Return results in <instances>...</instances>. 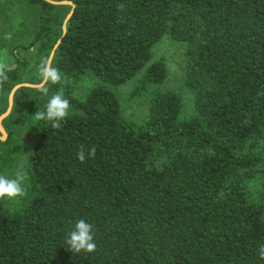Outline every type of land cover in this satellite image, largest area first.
I'll use <instances>...</instances> for the list:
<instances>
[{
    "label": "trees",
    "instance_id": "obj_1",
    "mask_svg": "<svg viewBox=\"0 0 264 264\" xmlns=\"http://www.w3.org/2000/svg\"><path fill=\"white\" fill-rule=\"evenodd\" d=\"M67 1L63 34L70 7L61 19L44 0H0L16 63L0 93L21 80L18 55L48 59L60 41L63 82L48 84L70 102L61 128L26 126L20 169L0 158L4 176L27 177L24 196L0 200V264H264V0ZM163 37L183 50L176 89L153 60ZM128 82L139 122L120 101ZM81 145L95 158L79 162ZM81 218L94 252L65 243Z\"/></svg>",
    "mask_w": 264,
    "mask_h": 264
},
{
    "label": "rangeland",
    "instance_id": "obj_2",
    "mask_svg": "<svg viewBox=\"0 0 264 264\" xmlns=\"http://www.w3.org/2000/svg\"><path fill=\"white\" fill-rule=\"evenodd\" d=\"M62 1V0H53ZM59 8L53 11L54 15H58L61 19L67 14L69 10V5H57ZM71 8V7H70ZM16 26V22L14 24ZM9 39V33L7 32V22H5L4 17L0 21V40ZM36 48L33 47L28 50L24 55H18L20 59L27 57V65L23 69V75L21 80L17 84H33L39 85L43 82L39 74L40 62L45 59L43 56H36ZM153 60H162L165 62L168 68V79L167 87L176 89L179 87V78L181 75V68L183 65V50L175 42H173L168 37H163L154 47H153ZM0 63L5 64V69L15 68L16 63L12 58L11 54L7 50H0ZM49 81H46L40 88H26L21 87L15 92L13 98L12 110L8 117H6L0 126L6 133L4 138L0 134V158L9 155L15 158L17 161V167L20 169L27 161L34 133H26L25 129L28 124H34L38 121L35 117V113L40 111L39 106L35 105V102L39 101L41 105L46 106L49 99L56 92L49 86ZM63 82V79H61ZM60 82V83H61ZM13 85L5 93H0V116L6 111L8 106V96ZM134 82H128L125 86L120 88L119 96L120 101L125 109V116L129 117L134 121H141L145 115L144 106H134L129 102V93L133 88ZM43 88L48 89L47 95H44L40 90ZM35 89L37 91H35ZM187 98V95H186ZM21 111L24 114V120L21 122L13 124L10 119H16L17 111ZM12 117L9 119V117ZM9 125V127H8ZM27 155V156H26ZM8 171V168H4L0 175H3Z\"/></svg>",
    "mask_w": 264,
    "mask_h": 264
},
{
    "label": "clouds",
    "instance_id": "obj_3",
    "mask_svg": "<svg viewBox=\"0 0 264 264\" xmlns=\"http://www.w3.org/2000/svg\"><path fill=\"white\" fill-rule=\"evenodd\" d=\"M117 8L118 10L123 11L125 5L118 4ZM5 68V64L0 63V86H2L8 79ZM38 71L44 81H51L52 84H58L61 82L62 77L59 69L53 67L47 58L40 62ZM40 91L44 95H47L48 93L47 88H43ZM69 114L70 102L65 98L63 89L61 88L51 96L46 105L45 111H37L35 117L37 120H48L51 122V127L59 129L62 127L63 122H66ZM95 156V146L86 150L84 145H81L76 154V158L81 163H84L86 158L94 159ZM26 178V173L23 172L17 173L15 178H8L4 175H0V200H4L5 198L14 199L16 197L24 196L26 194L24 187ZM65 243L74 253H79L81 251L86 253L94 252L97 248L94 240V225L84 218L78 219L73 230L66 236ZM259 256L261 259H264V245L259 247Z\"/></svg>",
    "mask_w": 264,
    "mask_h": 264
},
{
    "label": "water",
    "instance_id": "obj_4",
    "mask_svg": "<svg viewBox=\"0 0 264 264\" xmlns=\"http://www.w3.org/2000/svg\"><path fill=\"white\" fill-rule=\"evenodd\" d=\"M52 5H69L71 7V10L70 12L68 13V15L66 16V18L64 19L63 23H62V32L63 34L65 33L66 31V24H67V21L69 20L70 16L72 15L73 13V9H74V5L71 1H67V0H63V1H53V0H44ZM60 41L57 42V44L53 47V49L51 50L50 54H49V57H48V60L49 62L51 63L52 62V59H53V56H54V52H55V49L57 48V45L59 44ZM46 81L43 80V82L39 85H33V84H17L16 86H14L12 88V90L10 91L9 93V96H8V106H7V109L6 111L0 116V123L6 118L9 116L11 110H12V106H13V98H14V94L15 92L20 89L21 87H26V88H40L43 86V84L45 83ZM0 134L5 138L7 135L6 133L4 132V130L1 128L0 126Z\"/></svg>",
    "mask_w": 264,
    "mask_h": 264
}]
</instances>
